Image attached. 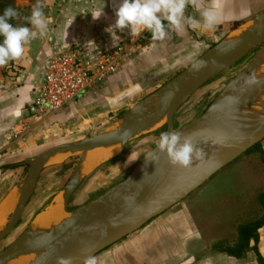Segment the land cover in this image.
Instances as JSON below:
<instances>
[{"label":"crops","instance_id":"obj_1","mask_svg":"<svg viewBox=\"0 0 264 264\" xmlns=\"http://www.w3.org/2000/svg\"><path fill=\"white\" fill-rule=\"evenodd\" d=\"M117 2L118 0H83L78 3V0H68L67 12L61 11L59 14H54L49 19L52 21L50 28L43 35L32 40L26 46L25 54L14 60L13 65L5 70V74L0 79L1 170H12L19 174V172L26 169V174L27 165L24 164L26 160H20L19 151L22 150L21 146L23 144H30L31 140L28 139V136L31 137L35 132L38 135L39 133L70 132L75 127L81 126L78 123L81 115L80 104L89 101V95L98 93L106 83H109L116 76L119 77L121 84L128 80L137 79L135 82L139 86L136 91L141 96L147 91V86L160 84L164 78L186 67L205 52L212 42L226 36L228 37L225 43L233 40L230 37H233L234 33V35L240 33L244 27L251 25V22L255 21L264 12V6H257L259 0H202L205 6L213 3L221 5L222 22L214 31L193 30L185 26L182 31H170L169 38L165 41L152 40L147 31L142 33L141 38L129 37L128 33L125 35L117 33L121 36V41L134 38L137 43L136 52L121 65L120 69L102 85L83 93L63 109L43 117L38 122L29 124L23 131L29 130L28 136L20 138V135L17 139H11L10 131L15 133L24 122L25 108L33 96L49 56L70 44H82L90 49L95 47L86 42L89 39L94 40L97 45L111 43L110 34L105 31L106 26H101L103 25L101 23L107 22L106 24L109 26L112 24L110 22L115 21V5ZM102 7L103 14L101 17L93 20L91 12H95ZM82 9L86 11L82 12ZM186 15L199 19L198 13L191 7L186 9ZM72 19L73 22L69 25ZM263 48L264 43L246 54L250 57L243 69ZM230 80L224 84L220 91L225 88ZM145 96L139 97L138 101ZM149 103L154 104V109L157 100L149 101L145 106V110L150 109L151 105ZM158 120L156 119L151 126V130L161 126L160 123L157 127H154L157 125ZM66 142L69 141L65 138L54 137L51 143L55 146ZM259 143L260 149L264 152V139ZM113 148L117 152L118 148L114 146L80 152L73 157L72 165H69L70 156H65L64 153L52 156L48 163L63 161L61 164L65 173L63 183L45 205L46 207H43L34 215L28 226H31L56 198L58 200L60 198L63 205V198L69 185L72 184L69 193L70 198L74 192L80 189L86 179L102 166L106 159L113 156H105V153ZM43 169L40 173H43ZM24 176L18 183L6 185L5 187L4 195L0 200V229L18 203L20 183ZM203 196V192H200V194L190 196L188 199H181L152 218L137 231L118 240L92 258L95 259L96 264H256L249 252L245 257L236 258L218 249L219 237L214 238L210 231L211 227L199 220ZM65 209L69 211L66 205ZM258 233V251L264 259V225L259 228Z\"/></svg>","mask_w":264,"mask_h":264},{"label":"water","instance_id":"obj_2","mask_svg":"<svg viewBox=\"0 0 264 264\" xmlns=\"http://www.w3.org/2000/svg\"><path fill=\"white\" fill-rule=\"evenodd\" d=\"M262 17L264 12L247 30L239 33L235 43L225 47L226 36L210 46L177 75L139 100L113 128L98 131L77 142L52 146L26 160L24 164L27 165V172L20 183L18 203L0 229V240L18 223L41 170L56 154L76 155L98 148H118L129 139L151 130L156 119L159 120L155 127L161 123L165 126V131H179L182 137H189L192 143L201 140L220 149V152L183 179L182 168L170 164L166 154L159 152L155 145L148 152L155 153V161L144 158L122 181L96 198L68 211L73 216L59 228L37 237L31 233L32 225L28 226L12 244L0 251V264L23 254L52 247L53 250L36 264H58V258L64 257L70 258L71 264H85L87 258H92L137 231L263 140L264 117L252 121L245 120L236 113L239 108L249 104L252 93L264 89V80L257 77V69L261 63L259 54L230 80L200 115L179 128H174L173 124L174 113L204 82L264 43V22L256 24ZM200 62V67H193ZM153 99L157 100V106L149 114L144 109ZM71 189L72 184L66 189L64 208ZM129 190L134 192L124 205H113L112 202L118 195ZM96 228H102L99 235L78 238Z\"/></svg>","mask_w":264,"mask_h":264},{"label":"rangeland","instance_id":"obj_3","mask_svg":"<svg viewBox=\"0 0 264 264\" xmlns=\"http://www.w3.org/2000/svg\"><path fill=\"white\" fill-rule=\"evenodd\" d=\"M12 1L14 8L19 13L12 20L13 24L15 26L32 27L29 23V17L37 0ZM67 1L39 0L48 20L47 29L50 28L49 26L52 23L49 19L54 14H59L61 11L67 12ZM82 1L78 0V3ZM257 6L263 7L264 0H259ZM85 11L82 9V12ZM64 22L68 23L67 21ZM114 22L110 23L113 24ZM106 23L102 22L101 24L103 25L101 26L107 27ZM117 33L125 35L128 30L124 32L117 31ZM219 40L212 42L211 46ZM249 57L250 55H246L235 63L223 68L203 84L173 115L174 128L183 126L201 114L224 84L243 69ZM13 62L11 61L6 66L0 67V79L5 74V70L13 65ZM182 69L164 78L160 84L147 86V91H142L144 94L141 96L136 91L139 86L135 82L137 79L128 80L121 84L119 77L116 76L109 83H106L98 93L89 95V101H84L80 104L81 115L78 123L81 126L75 127L70 132L65 131L57 134H52L51 132L39 133V135L35 132L30 137L27 135L29 130L17 135L10 131L11 139H17L21 135L20 138L28 136V139L30 138L29 140H31L29 145L23 144L21 146L22 150L19 151L20 160L32 159L43 150L52 147L51 142L54 137L65 138L69 141L68 143H71L83 140L98 131L113 128L133 104L138 101L139 97L148 95L158 89ZM163 131H165V126L161 125L154 130L137 135L122 146H119L116 154L106 159L102 166L86 179L80 189L70 196L66 203V208L70 211L79 207L126 178L156 145L159 135ZM196 147L202 149L203 153L211 154V152L206 151L202 147ZM130 153H138L140 157L125 166V161ZM65 154V156H70L69 165H72L75 154ZM62 163V160L48 163L44 167L43 173L39 174L21 218L15 227L0 240V251L12 244L27 229L34 215L47 205L54 193L61 187L65 177ZM25 171L26 169L18 174L16 171L1 170L0 168V200L4 195L6 185L18 183L24 176ZM200 192H203L204 196L200 206L199 220L211 227L210 231L214 238L219 237L217 245L219 250L230 248L238 240V230L241 225L259 219L264 215V207L260 202V197L264 192V155L258 150H247L184 198L188 199L190 196L200 194ZM248 252L254 258L255 263L258 264L256 254L251 249L244 251L242 257L247 256Z\"/></svg>","mask_w":264,"mask_h":264},{"label":"clouds","instance_id":"obj_4","mask_svg":"<svg viewBox=\"0 0 264 264\" xmlns=\"http://www.w3.org/2000/svg\"><path fill=\"white\" fill-rule=\"evenodd\" d=\"M103 7L91 12L93 20L101 17ZM189 7L198 13L199 19L186 15V9ZM220 9L219 3L205 6L202 0H118L115 5V22L107 26L105 31L110 34L113 48H117L122 39L117 31L128 30L129 37L135 38H141L142 33L147 31L151 34L152 40L165 41L169 38L170 31H182L185 26L193 30L214 31L222 22ZM18 15V11L13 7H6L0 13V38H2L0 39V67L21 58L25 54L26 46L47 31L48 20L39 0L33 6L29 17L32 27L15 26L11 23L10 21ZM86 42L98 47L92 39ZM201 63H196L193 67L198 68ZM156 149L166 154L170 164L184 168L203 155L202 149L196 147L189 137H182L179 131L161 132L156 142ZM139 157L138 153H130L125 161V166L136 161ZM144 157L151 161H155L157 158L153 151ZM58 264H71V259L58 258ZM85 264H96V261L89 257Z\"/></svg>","mask_w":264,"mask_h":264},{"label":"built area","instance_id":"obj_5","mask_svg":"<svg viewBox=\"0 0 264 264\" xmlns=\"http://www.w3.org/2000/svg\"><path fill=\"white\" fill-rule=\"evenodd\" d=\"M136 48V39L130 38L121 41L117 48L111 43L91 49L82 44H70L51 54L25 108L24 122L15 135L102 85L136 52Z\"/></svg>","mask_w":264,"mask_h":264},{"label":"bare ground","instance_id":"obj_6","mask_svg":"<svg viewBox=\"0 0 264 264\" xmlns=\"http://www.w3.org/2000/svg\"><path fill=\"white\" fill-rule=\"evenodd\" d=\"M252 21L251 23H253ZM259 22H264V17H262L256 24ZM245 26V25H244ZM251 25L243 28V31L247 30ZM242 31V30H241ZM240 31V32H241ZM235 34V33H234ZM233 34V40L227 41L228 43H224V46L227 47L233 43H235V39L239 36V32L236 35ZM232 36V35H231ZM234 41V42H233ZM237 41V40H236ZM262 48V47H261ZM260 58V67L257 69V77L264 80V48L259 53ZM150 109L145 110L149 114L154 112L153 103H149ZM157 106V105H156ZM237 115L245 120H252L255 121L261 117H264V89L258 90L250 95V102L247 106L241 107L236 111ZM155 127V126H154ZM195 146L202 147L209 153H203L202 157L198 160H193L192 163L184 168H182L181 176L183 179L190 176L196 168H198L203 162L211 158L214 154L220 152V149H216L215 147H211L209 144L207 145L201 140L196 141L193 143ZM116 153V149H109L105 156L114 155ZM103 157V156H102ZM194 168V169H193ZM134 191L129 190L126 192L121 193L113 200V205L116 207H120L124 205L131 197ZM73 214L69 213L64 206L62 205L61 199L56 198L48 207L47 209L37 217V219L33 222L31 226V233L34 236L40 237L48 234L49 232L57 229L60 227L61 224L69 220ZM102 232V228L92 229L86 232L83 235H80L78 238H92L99 235ZM54 247L40 250L34 253H27L17 257H14L4 263L1 264H36L39 262L41 258H43L47 253L53 250Z\"/></svg>","mask_w":264,"mask_h":264},{"label":"trees","instance_id":"obj_7","mask_svg":"<svg viewBox=\"0 0 264 264\" xmlns=\"http://www.w3.org/2000/svg\"><path fill=\"white\" fill-rule=\"evenodd\" d=\"M6 7H13V1L12 0H0V13L3 12V10ZM13 23V21H10ZM151 34L149 33V37ZM250 150L259 151L264 155V152L260 149V143L255 144L250 148ZM260 202L264 207V192L260 197ZM264 225V215L256 219L254 221L245 223L239 227L238 230V240L237 242L227 249H222V251H225L228 255L234 256L236 258H240L243 256L244 251L247 249H251L256 254V261L258 264H264V259L260 255L258 251V230L260 227Z\"/></svg>","mask_w":264,"mask_h":264}]
</instances>
